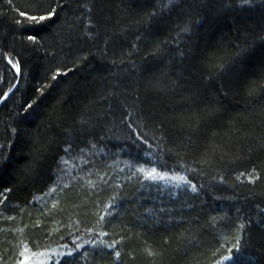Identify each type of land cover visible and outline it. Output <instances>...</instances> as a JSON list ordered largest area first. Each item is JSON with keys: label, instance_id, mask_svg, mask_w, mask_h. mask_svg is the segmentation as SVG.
<instances>
[{"label": "trees", "instance_id": "1", "mask_svg": "<svg viewBox=\"0 0 264 264\" xmlns=\"http://www.w3.org/2000/svg\"><path fill=\"white\" fill-rule=\"evenodd\" d=\"M26 262L264 264V0H0V264Z\"/></svg>", "mask_w": 264, "mask_h": 264}, {"label": "snow or ice", "instance_id": "2", "mask_svg": "<svg viewBox=\"0 0 264 264\" xmlns=\"http://www.w3.org/2000/svg\"><path fill=\"white\" fill-rule=\"evenodd\" d=\"M47 17H40L39 19L40 20H44V19H46ZM32 19H36L35 17H33ZM151 175V174H150ZM117 255H119V253H117ZM227 259V258H226Z\"/></svg>", "mask_w": 264, "mask_h": 264}, {"label": "rangeland", "instance_id": "3", "mask_svg": "<svg viewBox=\"0 0 264 264\" xmlns=\"http://www.w3.org/2000/svg\"><path fill=\"white\" fill-rule=\"evenodd\" d=\"M24 264H29L28 262L24 263Z\"/></svg>", "mask_w": 264, "mask_h": 264}]
</instances>
